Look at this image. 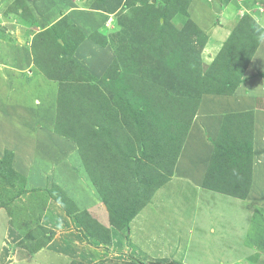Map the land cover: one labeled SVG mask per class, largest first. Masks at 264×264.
<instances>
[{
  "label": "rangeland",
  "instance_id": "1",
  "mask_svg": "<svg viewBox=\"0 0 264 264\" xmlns=\"http://www.w3.org/2000/svg\"><path fill=\"white\" fill-rule=\"evenodd\" d=\"M188 3V0H74L75 7H83L81 18L83 14L85 18L93 19L106 16L99 28L91 24L89 30L83 28L78 19L83 30L89 31L88 38L94 44L93 48L90 45L88 55L95 57L102 53L107 59L105 70L99 75L89 72L88 56L83 55L79 59L72 57L80 42L73 49H68L61 39H55L57 36L64 37L72 28L79 30L67 11H60L64 16L38 37L41 48L36 52L37 61L52 71L53 78H49L54 81L56 89L53 93L58 105L55 128L76 143L75 154L81 161L74 163L73 167L64 164L69 173L66 177L64 171L60 176L67 186L80 182L79 196L82 198L88 186L92 185L99 202L105 207L103 210L98 203L87 199L79 216L93 224L98 222L96 217L101 221L107 218L110 223V210L124 205L126 213L138 211L143 204L153 200L150 209L156 214V211H161L167 218L166 222L170 221V227L172 224L179 229L170 228L176 232V245L162 241L165 238L162 230L165 233L171 231H168L169 225L162 222V215H157L160 216L158 224L152 225L145 235V238L149 235L152 237L150 241H144L147 245L142 247L137 241L136 244L132 242L133 237L129 232L131 226L137 227L136 219L133 225L122 229L126 245L133 247H127L126 253L121 252V255L115 253L102 264H139L135 262L138 260L133 258L134 254H143V258L147 259L141 264L167 261L177 256H189L191 263L217 264L210 255L216 256L218 263L225 258L222 264H258V255L250 252L246 246L241 251L233 246L234 225L238 222L234 219L236 204L230 198L232 195L212 190L233 203L223 201L218 204V201L197 193L192 182L185 179L186 182L182 184L178 180L176 184L180 187L175 197L180 201L171 205L176 211L168 212L165 206L155 208V199L158 200L153 195L155 188L168 179L171 161L190 131L200 104V95L206 91L230 90L239 81L261 35L260 28L252 26L250 20L246 19L244 24L236 26L219 55L208 63L207 59L202 58L206 55L205 49L208 50L207 39L186 12ZM0 7L1 20L9 15V11L17 12L16 8L22 7L24 12L23 0H1ZM98 21L101 22L100 19ZM38 38L35 41L38 42ZM68 39L72 41V37ZM60 51L70 52L71 57L59 61ZM54 74L61 76V79ZM245 116L238 113L226 117L214 143L217 152L219 148L215 146L216 143L226 150H242L236 154H223L231 161L230 168H221L228 177H232L231 173L239 168L243 169L245 178L248 168L249 178L252 176V134L246 121L239 123ZM235 161H238L236 166L233 164ZM9 164L0 163V206L8 205L15 197L19 204L17 206L22 210L27 208V201L32 208L38 205L41 199L19 195L22 177L9 178ZM249 186L250 183L248 189ZM59 191L65 194L62 188ZM67 199L77 207L74 200ZM197 201L203 202L202 205ZM213 203L218 204L212 207L216 213L215 208L222 207V216L209 213ZM239 208L246 211L243 204ZM211 215L214 216L213 223ZM228 226L232 230L227 233ZM209 229L216 230V234L210 232V239L205 237L200 240L197 235L206 234ZM190 232L195 239L187 238ZM136 235H140L137 230ZM239 253L244 254L245 259L233 263L229 256L235 258Z\"/></svg>",
  "mask_w": 264,
  "mask_h": 264
},
{
  "label": "crops",
  "instance_id": "2",
  "mask_svg": "<svg viewBox=\"0 0 264 264\" xmlns=\"http://www.w3.org/2000/svg\"><path fill=\"white\" fill-rule=\"evenodd\" d=\"M23 1L28 8L27 16L24 17L22 7H19L16 8L17 12L9 11L4 20L0 18V160L6 150L12 151L8 172L9 178H23L19 195L41 200L33 208L27 201L24 210L17 206L16 197L8 205L0 206V264H102L115 256V253L121 255V252L126 253L127 247L133 246L126 245L124 231L112 226L107 218L101 221L96 217L98 222L93 224L79 216L87 199L98 203L103 210L105 207L99 202L92 185L88 186L82 198L79 196L82 187L80 182L69 183L67 186L60 176L64 171L66 177L69 173L63 167L64 164L73 167L74 163L81 161L75 154L76 143L55 128V84L36 64L34 51L39 52L41 48L40 40L38 38V42L35 41V36L58 22L64 16L60 11L68 12L74 25L84 35L72 57L79 59L83 55L88 56L89 72L102 74L107 59L102 53L96 55V52L95 57L88 55L90 45L93 48L94 44L88 38L89 31L87 33L83 28L89 30L91 24L99 28L106 16L97 15L93 19L85 18L83 14L81 18L83 7H75L74 0ZM186 11L207 39L208 50L205 49L206 55L202 58L207 59L208 63L215 59L236 26L244 24L246 19L258 25L261 35L239 81L230 93L200 95L198 110L195 111L190 131L182 143L172 174L153 194L155 198L158 197V200L155 199V208L165 206L168 212H175L176 209L171 205H176L180 199L175 197L180 187L176 182L181 180L184 184L185 179L192 182L196 192L203 194L204 198L218 201V204L228 202L224 195L204 188L202 182L224 119L229 115L244 113L246 116L239 123L246 121L252 134V176L244 198L230 196L236 204L234 219L238 222V225H234L233 246L237 250L240 248V251L246 246L250 252L258 255L257 263L264 264V0H189ZM58 186L64 190V195ZM89 193L94 195L90 196ZM66 196L74 200L76 208ZM197 202L199 205L203 203ZM152 203L153 200L145 204L128 224L133 225L137 219V227L131 226L129 232L133 237L132 242L136 244L137 241L142 247L147 245L143 242L150 241L152 237L149 235L145 238L147 230L156 226L160 217L157 215H162L161 211H156V214L150 209ZM218 204L210 205L209 213L222 216V207L215 208L217 213L212 209ZM242 204L246 211L239 208ZM230 211L233 212L232 209ZM160 218L162 222L167 220L164 215ZM212 218L214 216L211 215V223ZM169 222H166L167 225ZM170 228L173 230L176 226L169 225L170 233L162 230L161 234L165 236L162 241L167 240L171 245H176V232ZM136 230L140 235H136ZM227 230V233L231 232L232 228L228 226ZM210 232L216 234V230L209 229L206 234L197 236L200 240L205 237L210 239ZM107 233L108 239L102 240ZM187 238L196 237L190 232ZM134 255L133 258L140 262L147 261L143 254ZM188 257L177 256L169 260L199 264L191 263L192 259ZM210 257L217 264L225 262V258L218 263L216 256ZM229 257L233 263L245 259L241 253L235 255V258Z\"/></svg>",
  "mask_w": 264,
  "mask_h": 264
},
{
  "label": "trees",
  "instance_id": "3",
  "mask_svg": "<svg viewBox=\"0 0 264 264\" xmlns=\"http://www.w3.org/2000/svg\"><path fill=\"white\" fill-rule=\"evenodd\" d=\"M189 2V0H188ZM187 7V6H186ZM23 11L22 14L24 16H27L28 15V8L26 7L24 1H23ZM187 12V11H186ZM27 14V15H25ZM250 20V19H249ZM57 23V22H56ZM55 23V24H56ZM250 23L253 25V26H257L258 25L252 21H250ZM54 24V25H55ZM54 25H52L51 27H54ZM240 27V26H239ZM50 28V27H49ZM47 28V29H49ZM51 29V28H50ZM49 29V30H50ZM46 30V29H45ZM48 30V31H49ZM71 32H66V35H64V37L62 36H57L55 37V39L58 41V38L61 39L64 43V47L66 48H71L73 49L74 47H76V45L82 41L84 39V35L82 33L79 32L78 29H70ZM235 31V29L233 30V32ZM42 32V31H41ZM40 34L38 33L37 36H35V39L37 40V38L42 35L44 33V31ZM232 32V33H233ZM73 34V35H72ZM68 35V37H72V41H70V39H68V37H66ZM69 35H72V36H69ZM75 35V37H73ZM66 37V38H65ZM52 38V37H51ZM65 39V40H64ZM259 39V38H258ZM258 41V40H257ZM58 43V42H57ZM257 44V43H256ZM256 44L254 45V48L256 47ZM60 44H58L59 46ZM225 47V44L222 46V48L220 49V51L222 49H224ZM62 48V47H61ZM253 48V49H254ZM219 51V52H220ZM253 51V50H252ZM65 53V54H64ZM36 55L37 53L34 51V56H35V61H36V64L38 65V67L40 68V70L48 77L50 78H53L51 73L52 71L47 68L48 66H44V65H40V63H38L37 61V58H36ZM59 55V61H63L64 59L68 57H71V54L70 52L66 53L64 51H60V54ZM219 55V54H218ZM251 55V54H250ZM250 58V56H249ZM249 60V59H248ZM73 61V60H72ZM74 62V61H73ZM247 64V63H246ZM245 64V65H246ZM58 69V68H56ZM55 69V70H56ZM54 76L58 77L61 79V76L59 75H55ZM234 86L235 84L230 88V90L228 91H215V92H209V91H206L204 93H216V94H226V93H230L233 89H234ZM57 108H58V105H57ZM247 123V122H246ZM245 124V122H244ZM248 125V124H247ZM245 127V126H244ZM57 130V129H56ZM58 131V130H57ZM59 132V131H58ZM250 132V131H249ZM61 133V132H59ZM183 143V141H182ZM182 146V144H181ZM215 146L217 148H219V152H217L214 148V151H213V154L211 156V159L209 160V163H208V166H207V170H206V173H205V176H204V179H203V182H202V186L204 188H207V189H211V190H216V191H220V192H224V193H227V194H230L232 196H236V197H242L244 198L248 192V185L250 183V178H249V168H248V176H246L247 178H245V173L243 172V169L242 168H239L238 171H233L231 174H232V177H228L225 173L223 174L222 173V170H225L224 167H228L231 163L230 159L224 157L225 155H223L224 153H229L230 154H236V153H240L242 152L241 149H235V150H226L224 149L222 146H220V144L218 145L217 143L215 144ZM181 148V147H180ZM180 148H178V152H176L175 154V157H174V160L171 161V164H170V169L168 171V176L166 178H168L171 174H172V171H173V166H174V163H175V160L178 156V153L180 151ZM247 152V151H246ZM249 155H250V151L248 150ZM11 158H12V153L6 151L4 157L2 158V160L0 161V163H4V164H7L8 162L11 161ZM228 160V162H227ZM229 163V164H228ZM233 164L236 166L238 164V161H235L233 162ZM250 166V165H249ZM230 168V166H229ZM13 171V170H11ZM242 171V172H241ZM222 178V179H221ZM232 178V179H231ZM22 182H23V178H22ZM164 182V181H163ZM162 182V183H163ZM160 183V184H162ZM159 184V185H160ZM158 185V186H159ZM156 186V188L158 187ZM155 188V189H156ZM106 203V206L108 205L106 201H104ZM145 204H143L139 209L138 211H131V212H128L126 213V208L124 205L120 206L119 208L117 209H113L112 211L110 210L109 214V218H110V224L112 226H114L115 228L121 230V229H126L128 228V224L129 222L131 221V219L139 212V210L144 206ZM65 207V206H64ZM109 209V208H108ZM106 232H108V229H105ZM47 238L49 236H46ZM108 239V233H107V236L105 238H103L102 240H107ZM39 241V240H38ZM42 242V241H41ZM41 242H38V243H41ZM35 244V243H34ZM37 246V245H35ZM160 261V260H159ZM161 261H164V260H161ZM139 264H141L140 261H135ZM178 262V261H176Z\"/></svg>",
  "mask_w": 264,
  "mask_h": 264
},
{
  "label": "water",
  "instance_id": "4",
  "mask_svg": "<svg viewBox=\"0 0 264 264\" xmlns=\"http://www.w3.org/2000/svg\"><path fill=\"white\" fill-rule=\"evenodd\" d=\"M144 264H183V263L172 261V260H169V261H158V260H156V261H150V262H147Z\"/></svg>",
  "mask_w": 264,
  "mask_h": 264
}]
</instances>
